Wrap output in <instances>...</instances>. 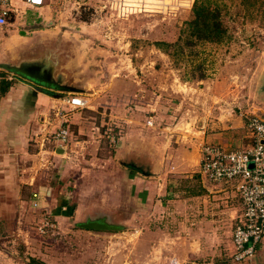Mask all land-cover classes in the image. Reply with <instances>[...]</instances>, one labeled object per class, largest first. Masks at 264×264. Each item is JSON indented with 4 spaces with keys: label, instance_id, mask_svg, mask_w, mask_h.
Returning <instances> with one entry per match:
<instances>
[{
    "label": "rangeland",
    "instance_id": "rangeland-1",
    "mask_svg": "<svg viewBox=\"0 0 264 264\" xmlns=\"http://www.w3.org/2000/svg\"><path fill=\"white\" fill-rule=\"evenodd\" d=\"M197 2L217 9L226 28V36L218 43L191 40L193 43L180 54L163 43L177 42L185 22L193 18L192 10ZM68 10L72 14L70 19L76 20L78 24L82 21L80 25L83 27H93L95 32L89 34L98 46L100 42L104 43V50L97 49L89 58L105 62V68L112 76L119 68H122L126 76L122 87L115 85L114 79L111 82L109 88L114 97L113 105L117 106L121 100L126 99L129 107L135 103L139 108H146V102L157 98L163 107L158 110L157 123H162L160 126H164L165 130L178 127V130L186 134L189 132V129L187 132L184 129L186 124L189 123L187 128H191L193 122L189 118H198L202 113L195 110L190 112L186 120H180L178 114L170 108L174 100L178 103L182 97L186 98L189 105L208 104V117L216 122H231L232 116H241L245 134L246 117L254 115L264 118V0H105L96 5L90 3L84 6L72 1ZM78 24L73 23L72 26L82 30ZM206 92L208 95H205ZM59 94L62 99L75 95L84 100L88 98L84 92ZM136 97L140 99L139 103L134 102ZM103 111L104 108L95 111L92 114L94 118L89 124L86 122L87 125L79 133L74 131L73 123L70 125L72 143L79 136L84 139L96 136L97 143L87 142L83 146L71 147V150L68 147L65 157L52 154V143L46 142L43 146L44 150L50 152L44 153L49 162L47 173L39 177L38 182L51 187L52 192L55 191L52 196L57 201L58 198H65L69 208L77 203L79 197L84 203L89 199H102L109 206H115L117 201L110 195H116L118 182L123 178L113 161L119 136V123L115 122L119 120L120 113L119 109L113 113L107 110L110 114ZM139 112L138 121L142 125L153 122L148 120L147 115L150 113L140 109ZM174 116L175 120L172 118ZM57 128L58 124H54L48 134ZM247 138L250 137L247 135ZM205 181L210 187L217 186L211 181ZM59 184L62 187L59 186L57 190ZM152 187L157 192L160 185ZM59 190L63 192L57 193ZM22 191L21 199L25 209L24 214L21 210L19 216H22L23 223L0 224V246L14 247L20 251L25 248L48 261L41 264H170L174 256L181 264L216 260L223 264H234L230 258L234 253L233 211L232 223L230 226H222L219 241H195L196 247L191 251L195 255L188 261H182L185 253L183 243L173 242L167 237L172 228V223H166L170 218L167 207L155 209V201L152 199L146 204L135 202L133 209L124 212L123 225L120 218L117 221L108 220L111 225L123 226L122 230H93L87 233L75 227V223L71 226L66 223L62 229L54 222L55 228L51 233L47 231V234H41L37 230L40 221L34 214H28L25 201L29 190ZM226 194L236 199V193L231 188L227 189ZM232 208L241 211L239 204ZM158 227L161 233L159 237H154L153 232L157 233ZM22 235L29 239L24 241L25 246ZM263 244L264 239L262 247ZM262 247L255 259L260 258ZM245 262L242 263H249ZM257 264L262 263L258 261Z\"/></svg>",
    "mask_w": 264,
    "mask_h": 264
},
{
    "label": "crops",
    "instance_id": "crops-1",
    "mask_svg": "<svg viewBox=\"0 0 264 264\" xmlns=\"http://www.w3.org/2000/svg\"><path fill=\"white\" fill-rule=\"evenodd\" d=\"M72 1L84 6L90 3L96 5L105 0H43V4L37 7L28 5L25 0H11L12 12L9 20L5 26L0 27V65L14 67L23 63L35 65L38 63L39 74L47 78L46 82L51 83L50 86L37 84L8 71L7 75L10 74L13 79L2 84L0 224L23 223L22 216H19L22 214L21 210L24 214L25 209L24 201L21 199L23 189L29 190L25 201L28 214H34L40 221L37 230L41 234L52 232L45 227L46 222H49L53 230L54 222L62 229L66 223L67 226L75 223V227L79 229L77 225L88 220L102 219L112 224L109 219L117 221L116 219L120 218L123 225L124 212L133 209L135 202L146 204L152 199L155 201V209L167 207L170 218L166 223H172L171 232L167 233V237L173 242L183 243L185 253L182 255V261H188L195 255L191 252L196 247L195 241H219L222 226L226 224L230 226L233 212L236 215L237 210L232 207L238 204V201L226 194L227 189L224 186H208L198 170L202 144L214 142L231 149L249 143L241 116H232L230 118L232 120L227 119L231 122H216L208 117V104L189 105L186 98L182 97L178 103L174 100V105L170 108L173 113L178 114L180 120H186L190 112L195 110L202 113L198 118H189L193 122L191 128H187L190 126L189 123L185 125V131L189 129L186 134L178 130V127L165 130L164 126H160L162 123H157L156 116L162 107L157 98L151 99L149 103L146 102V108H139L135 103H131L129 107L127 105L129 101L126 99L121 100L117 106L113 105L114 97L111 93L112 89L109 88L111 82L114 79L115 85L122 87L126 76L122 68L112 76V73L105 68L107 66L105 62L101 59L89 58L97 49L104 50L102 45L104 43L100 42L98 46L94 38L91 39L89 33L95 32L93 27H83L80 25L82 21L78 24L76 20L70 19L72 14L68 10V5ZM73 23L78 24L77 26L82 30H76ZM89 49L92 51H86ZM0 73L6 71L0 69ZM103 80L107 81L101 83ZM68 87L73 88L74 91L64 90ZM59 92L87 93L85 111L81 109L71 112L62 102ZM205 95H208L207 92ZM134 102L139 103L140 99L136 97ZM100 108L105 109L104 113L110 114L116 109H119L120 113L119 120L115 122L119 123V136L113 161L123 178L118 182L116 195L115 193L110 195L117 201L115 206H109L110 204L102 202V199L97 201L89 199L84 203L79 197L77 203L69 208L65 198V200L58 198L57 201L52 196L55 191L52 192L51 187L38 182V178L47 173L49 162L44 153L50 152L44 150L43 146L46 142L52 143L54 145L52 154L65 157L68 154V147L71 150V147L73 149L76 146H83L87 142L97 143L96 136L88 139L79 136L72 143L70 125L73 123L74 131L79 133L94 118L92 114ZM139 109L150 113L147 115L148 120L153 122L142 125L138 121ZM171 110L169 111L172 112ZM154 111H156L155 115ZM172 118L176 119L175 116ZM54 124H58L57 130L48 134ZM62 127L69 129L67 143L54 144L49 137ZM155 184L160 185L157 192L156 188L152 187ZM59 186L62 187L59 184L57 190ZM56 192L62 193L63 190ZM34 193L38 194V198L33 197ZM118 226L120 230L123 229V226ZM80 231L91 233L90 231L93 230ZM155 233L153 232V236L159 237L161 233L159 227ZM21 237L25 246L24 241L27 242L29 239L23 235ZM258 261L264 264V244L260 258H252L246 261L249 263H245L257 264ZM36 263H48V261L25 248L20 251L14 247L0 246V264ZM169 263L181 264L175 256ZM198 264L223 263L216 260Z\"/></svg>",
    "mask_w": 264,
    "mask_h": 264
},
{
    "label": "built area",
    "instance_id": "built-area-1",
    "mask_svg": "<svg viewBox=\"0 0 264 264\" xmlns=\"http://www.w3.org/2000/svg\"><path fill=\"white\" fill-rule=\"evenodd\" d=\"M30 6H41L43 0H25ZM11 10V0H0V27L7 24ZM13 77L0 73V96L2 84ZM72 112L86 107V100L79 96L62 99ZM65 116V114H61ZM246 135L249 143L243 147L225 148L219 144L201 146L200 176L216 185L231 188L241 207L234 217L232 262L241 263L255 257L264 239V118L246 117ZM69 129L62 127L49 139L58 145L67 143ZM38 198V194H33ZM36 206V204H35ZM48 230H53L49 222ZM43 231V229H42Z\"/></svg>",
    "mask_w": 264,
    "mask_h": 264
},
{
    "label": "trees",
    "instance_id": "trees-1",
    "mask_svg": "<svg viewBox=\"0 0 264 264\" xmlns=\"http://www.w3.org/2000/svg\"><path fill=\"white\" fill-rule=\"evenodd\" d=\"M192 12L193 18L185 22V28L181 31L177 42L174 44L163 43L169 48H174L180 54L184 52L186 47H189L193 43L190 42L191 40L196 42L218 43L226 36V28L223 26L216 8L212 9L207 5L197 2L194 4Z\"/></svg>",
    "mask_w": 264,
    "mask_h": 264
},
{
    "label": "water",
    "instance_id": "water-1",
    "mask_svg": "<svg viewBox=\"0 0 264 264\" xmlns=\"http://www.w3.org/2000/svg\"><path fill=\"white\" fill-rule=\"evenodd\" d=\"M39 68L40 65H38V63L35 64H28V63H23L20 64L18 66H8L6 64H1L0 65V69L6 71V72H14L20 76H23L24 78H27L29 80H31L32 82H35L37 84H43V85H47L50 86L51 83L46 82L47 78L42 77V75L39 74ZM263 88H264V82H263ZM64 90L67 91H74L73 88H66ZM264 94V93H263ZM79 228L81 229H85V230H106V231H118L120 230L119 226H115V225H111L109 223H107L106 221L102 220V219H96V220H88L85 223L82 224H78L77 225Z\"/></svg>",
    "mask_w": 264,
    "mask_h": 264
}]
</instances>
